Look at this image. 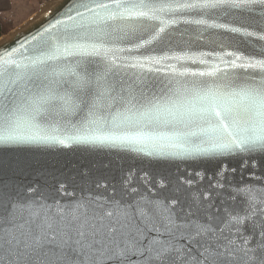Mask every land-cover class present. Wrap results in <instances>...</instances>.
Wrapping results in <instances>:
<instances>
[{
    "label": "snow or ice",
    "instance_id": "6c2138e0",
    "mask_svg": "<svg viewBox=\"0 0 264 264\" xmlns=\"http://www.w3.org/2000/svg\"><path fill=\"white\" fill-rule=\"evenodd\" d=\"M0 264H264V0H71L0 54Z\"/></svg>",
    "mask_w": 264,
    "mask_h": 264
},
{
    "label": "water",
    "instance_id": "95a60500",
    "mask_svg": "<svg viewBox=\"0 0 264 264\" xmlns=\"http://www.w3.org/2000/svg\"><path fill=\"white\" fill-rule=\"evenodd\" d=\"M70 3L71 0H49L44 2L35 15L26 23L0 38V54L6 50L18 48L26 41H30L33 36L42 32L56 19L61 18ZM27 47H32V45L29 44Z\"/></svg>",
    "mask_w": 264,
    "mask_h": 264
},
{
    "label": "crops",
    "instance_id": "0c3cea01",
    "mask_svg": "<svg viewBox=\"0 0 264 264\" xmlns=\"http://www.w3.org/2000/svg\"><path fill=\"white\" fill-rule=\"evenodd\" d=\"M17 6L19 9L21 8V4H15L13 0H0V15L13 20L16 26L15 28L26 23L38 11L37 9L30 7L26 12L18 15L17 12L19 9L16 8Z\"/></svg>",
    "mask_w": 264,
    "mask_h": 264
},
{
    "label": "rangeland",
    "instance_id": "374dc122",
    "mask_svg": "<svg viewBox=\"0 0 264 264\" xmlns=\"http://www.w3.org/2000/svg\"><path fill=\"white\" fill-rule=\"evenodd\" d=\"M47 1L49 0H13L15 4H21L20 9L18 6L16 7L17 9H19V11L17 12L18 15L20 13L26 12L30 7L39 10L43 3Z\"/></svg>",
    "mask_w": 264,
    "mask_h": 264
},
{
    "label": "trees",
    "instance_id": "16d2710c",
    "mask_svg": "<svg viewBox=\"0 0 264 264\" xmlns=\"http://www.w3.org/2000/svg\"><path fill=\"white\" fill-rule=\"evenodd\" d=\"M13 20L0 15V38L15 29Z\"/></svg>",
    "mask_w": 264,
    "mask_h": 264
}]
</instances>
